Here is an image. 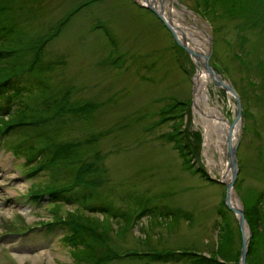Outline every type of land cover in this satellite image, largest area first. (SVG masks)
I'll list each match as a JSON object with an SVG mask.
<instances>
[{
	"label": "rangeland",
	"instance_id": "rangeland-1",
	"mask_svg": "<svg viewBox=\"0 0 264 264\" xmlns=\"http://www.w3.org/2000/svg\"><path fill=\"white\" fill-rule=\"evenodd\" d=\"M138 2L17 0L14 4L20 27L26 25L29 35L46 40L42 58L47 63L53 59L56 68L38 74L32 68L26 69L12 80L8 91L13 92V87L21 89L20 95L26 98L30 94L28 89L68 86L72 88L70 99L89 101L76 114L65 113V117L74 121L63 127L57 139L64 144L85 140L78 159L91 163L94 169L101 168L97 175L89 173V178L96 179L93 182L96 197L105 196L104 201L110 200L127 219L114 218L109 211H90L91 206H102L95 198L81 206L73 196L67 201L54 200L47 194L29 197L31 186L38 187L54 177L58 181L68 180L67 170L52 173V163L46 167L42 163L41 172L29 175L28 168L35 162L27 166V154L15 149L24 140L23 134H15L11 128L8 136L0 139V233L26 230L42 221H51L55 213L65 216L78 210L86 216L105 217L112 224L113 230L105 239L118 252L130 254L154 248V251L178 249L212 254L225 215L233 232L231 249L236 252L240 239L234 214L229 209L219 214L224 208L221 201L226 186L201 177L208 173L218 179L227 169L223 127L212 115L196 108L197 73L193 93L191 76L197 69L188 54L164 22ZM256 4L259 16L264 12V3L259 0ZM165 7L179 25L193 30L201 28L199 31L207 40L205 51L209 47L208 55L221 75L241 94V110L245 109L246 114L242 111L237 132L238 172L232 193L244 212L254 195L261 197L258 204L264 206V76L256 69L257 61H264L263 21L259 19L254 27L248 26L240 11L221 15L218 6L217 11L204 12L193 0H168ZM197 37L199 34L195 38L201 43L202 38ZM37 78L42 81L36 83ZM212 80L207 100L232 120L237 110L235 97ZM8 91L4 90V95ZM170 98L188 103L181 119L176 118L178 132H185L190 138L187 146L196 161L185 168L180 149L170 134L172 120L159 118L161 108ZM0 103L4 104L3 98ZM90 132H94L92 138H85ZM73 164L79 165L72 163L70 170ZM70 184L73 185L71 181ZM72 188L77 191L79 187ZM141 199L149 201L154 215L137 205ZM177 210L181 213H175ZM119 225L125 230L122 237L116 231ZM248 225L249 242L252 238L257 241L249 254L248 242L246 264H264V245L258 240L264 238V223L259 226L256 223L254 228ZM62 230L32 227L26 232L0 236V264H70L71 247ZM108 264L194 263L175 255L157 261L125 257Z\"/></svg>",
	"mask_w": 264,
	"mask_h": 264
},
{
	"label": "trees",
	"instance_id": "trees-1",
	"mask_svg": "<svg viewBox=\"0 0 264 264\" xmlns=\"http://www.w3.org/2000/svg\"><path fill=\"white\" fill-rule=\"evenodd\" d=\"M16 1L17 0H0V88L10 83L17 72L24 68H32L37 74L40 71H45L47 73L49 70H54V68H56V65H53V59L47 63L45 59L42 58L44 44L42 43L40 46H36V44L41 41L40 38H33L27 31L26 27L28 26L23 25L24 27H20V23L17 22V14H19V12L18 9L14 7ZM193 1L207 12L217 11L218 9L216 8L219 6V14L221 15L230 16L235 11H240L242 16L245 17V22L248 26L254 27L258 20L261 19L263 21L262 28L264 27V12L257 16L256 3H258L259 0ZM262 2L264 3V0H262ZM109 37L112 39L111 35H109ZM29 53L31 55L36 53L34 61L29 58ZM257 63L258 66H256V69L260 72L262 71L264 76V61L260 59ZM45 78L47 77L45 76ZM67 87L68 86L64 89H58L59 87H56V89H40L39 93L42 94V97L37 93L38 98L41 99L39 103L36 100V94L30 91L31 89H28L30 94H28L26 98L12 93L8 99L6 98L7 104L3 105L2 108L0 107V131L3 130V128H14L17 134H23L24 142L22 141V151L29 154V158H34L35 161L43 163H46L45 161H53L54 168L52 173L60 172L59 169L61 168L63 170L64 168L68 172V179H70L72 174L69 166L79 161L78 156L80 148L79 146L77 147L67 143L64 144V141H60L57 138L61 131H63V127L69 124L70 121H74L70 116L65 117V113H67V111L71 112L70 110L72 109L81 108L82 102L84 101H82L81 98L70 99V91L72 88L69 89V87ZM3 90L5 89H0L1 94H3ZM15 101L17 106L13 107L14 109L10 108ZM187 104L185 100L171 98L161 110L160 116L164 120H172L174 124L172 136L179 149L184 153L186 152L188 156V154L191 153L190 148L187 146V141H190V138L185 132L182 134L178 132L177 128L179 127V123L176 121V118L180 120L184 112L188 110ZM245 112L244 109L243 113L246 114ZM55 165H57V169ZM100 169V166L96 169L92 168L91 163H82V166L80 165L76 173L80 177L79 188L74 192L73 197L79 200V202H81V199H88L91 201L95 198L96 202H101L102 206H99L100 208L92 206V211L98 209L103 212L109 211L115 216L120 212V209L115 208L110 200L104 201L105 196H100L101 194H99L96 197L94 193L97 191L95 190L96 183H93L96 179L89 178L91 174L97 175ZM65 181L66 180L58 181V179L54 177L49 179L46 183L44 182L45 184H38V187L31 186L29 188V193L69 195L71 191L70 188L64 184ZM91 184H94L93 187ZM259 198L261 197L254 195V200L248 202L245 206L246 219L253 228L256 223L258 226L264 223V206L258 204ZM145 208L150 209V207H148V201H146ZM225 212H228V210L224 206V208L220 209L219 214L223 215ZM69 215L71 217L66 218L55 213V222L58 223V225L54 226H66V229H74L72 231V237L68 239L71 248H73L71 251L73 260L70 264H107L100 260L121 254L106 242L105 235H108V233L113 230V227L111 223L107 222L108 220L105 217L86 216L81 214L78 210L70 212ZM222 226L223 230L220 234V242L216 249L217 256L211 255L208 258L191 251H162L154 255L148 253L141 254L147 258L149 255H153L154 260L167 259L176 255L181 259L190 258L192 262L196 264H237L240 240L236 252L234 250L233 253L231 249L233 245V232L230 230L231 226L225 215H223ZM117 234L120 237L123 236L120 226H118ZM259 235H262V233H259ZM258 240H262V245H264V238ZM256 241L257 240H253L252 238L249 242L248 254L251 247L256 245Z\"/></svg>",
	"mask_w": 264,
	"mask_h": 264
},
{
	"label": "water",
	"instance_id": "water-1",
	"mask_svg": "<svg viewBox=\"0 0 264 264\" xmlns=\"http://www.w3.org/2000/svg\"><path fill=\"white\" fill-rule=\"evenodd\" d=\"M153 0H151L150 2L147 0V6L150 7L151 9H153L162 19L163 21L166 23V25L168 26V28L172 31L173 35L175 36V38L186 48V50L192 54L193 56H195L198 59H201V64H202V68L203 70L209 72L212 76H213V80L221 87H223L226 91L230 92L231 94L234 95L236 103H237V110L235 112V116L232 120V122H230V127L227 131L226 134V143H225V147H224V156L225 159L227 161L226 163V168L229 170L230 176L227 179H221L220 181H222L225 186H226V192H225V197H224V202L225 205L227 206V208L229 210H231L238 222V226H239V230H240V236H241V246H240V255H239V260H238V264H246V254H247V246H248V242H249V237L251 235V230L249 228L248 222L245 218L244 215V208L242 206V204L239 202V204L237 206H235L231 200V196H232V188H233V184L234 181L236 180L237 177V172H238V166H237V160H236V150H237V146L239 143V138L240 135L238 133H235L233 135V123L237 120H239L241 118V100L239 97V94L235 91V88L233 87V85L229 82H226L225 80H223L218 73L213 69V67L209 64L208 62V58H209V51L207 50V52H199V51H194L193 48L191 47V45L189 46L186 43V38L183 36V39L180 41L177 38V33L175 28L173 27V25L171 23H169V21L164 17V15L162 14L161 11H159L157 8H155L153 6V4L151 3ZM200 56H203V60ZM246 231V232H245Z\"/></svg>",
	"mask_w": 264,
	"mask_h": 264
},
{
	"label": "bare ground",
	"instance_id": "bare-ground-1",
	"mask_svg": "<svg viewBox=\"0 0 264 264\" xmlns=\"http://www.w3.org/2000/svg\"><path fill=\"white\" fill-rule=\"evenodd\" d=\"M151 3H154L156 8L158 10H161L162 14L165 15L170 20L175 28L177 29L179 37L182 39L183 36L187 39L186 43L188 45H191L195 49H197L199 52H205V46L207 44V40L203 38L204 34H202L201 28L198 27L195 30L193 29H187L186 26L179 25V21L171 14V12L166 11L165 5L168 3V0H153ZM199 34V37L202 38V42L200 43L195 36ZM203 60V56H200ZM196 60V59H195ZM199 62V59H198ZM212 76V75H211ZM213 77V76H212ZM211 82V77L204 71L198 70L196 76H195V91H196V108L197 110H204L207 114L212 115L215 120L219 122V124L223 127L225 135L227 134V131L230 127V120H228L224 114H222L219 109L216 107H213L209 104L207 100L208 96V86ZM231 95V93H228ZM239 128V121H235L233 123V135L236 133L237 129ZM226 143V142H225ZM230 176L229 170L226 169L221 177L227 179ZM231 200L235 206L239 204L238 200L234 198V194L231 196ZM246 232V231H245Z\"/></svg>",
	"mask_w": 264,
	"mask_h": 264
}]
</instances>
